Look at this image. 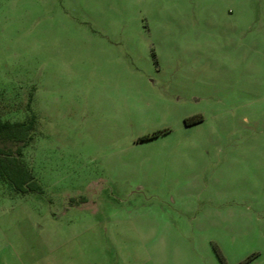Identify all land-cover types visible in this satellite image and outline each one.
I'll use <instances>...</instances> for the list:
<instances>
[{
  "label": "rangeland",
  "instance_id": "rangeland-1",
  "mask_svg": "<svg viewBox=\"0 0 264 264\" xmlns=\"http://www.w3.org/2000/svg\"><path fill=\"white\" fill-rule=\"evenodd\" d=\"M0 116V264H264V0H0Z\"/></svg>",
  "mask_w": 264,
  "mask_h": 264
},
{
  "label": "trees",
  "instance_id": "trees-1",
  "mask_svg": "<svg viewBox=\"0 0 264 264\" xmlns=\"http://www.w3.org/2000/svg\"><path fill=\"white\" fill-rule=\"evenodd\" d=\"M34 118L24 121L3 120L0 116V137L26 145L32 139ZM153 135H145L142 139H148ZM21 148L14 152H3L0 150V176L7 179L16 190L25 191L30 189L32 176L20 160ZM33 189V188H32Z\"/></svg>",
  "mask_w": 264,
  "mask_h": 264
}]
</instances>
